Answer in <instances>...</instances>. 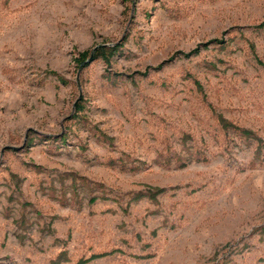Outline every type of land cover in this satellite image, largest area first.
<instances>
[{"label": "rangeland", "instance_id": "1", "mask_svg": "<svg viewBox=\"0 0 264 264\" xmlns=\"http://www.w3.org/2000/svg\"><path fill=\"white\" fill-rule=\"evenodd\" d=\"M263 22L264 0H0V264H264Z\"/></svg>", "mask_w": 264, "mask_h": 264}, {"label": "trees", "instance_id": "2", "mask_svg": "<svg viewBox=\"0 0 264 264\" xmlns=\"http://www.w3.org/2000/svg\"><path fill=\"white\" fill-rule=\"evenodd\" d=\"M260 27H264V22L260 24ZM119 47L120 45H115V46H99L97 47L94 51H93V55L91 54V52L89 50L84 51L80 54V57L77 58V61L80 63V65H84L86 64L87 59L89 58L90 55H92L93 59L94 58H103L107 63H110L111 59L118 53L119 51ZM195 53H198V50L195 51ZM55 75H58L57 73H54ZM59 77V76H58ZM60 80H62V78L60 77ZM80 111H83L82 106H80L78 113ZM222 125L225 129H234L236 130L241 136L245 137L248 140H254L257 141L259 144L262 142V139L259 138L253 131L246 129V128H240L238 126L233 125L232 123H230L229 121H227L226 119L222 118ZM66 137L63 138V140H65ZM163 192V189H157L156 191H151L148 194H145L147 196H149L152 199H155L156 196L160 193ZM142 197V196H140ZM109 253H102V254H98V255H94L91 258H89L88 260H82L80 261L78 264H85L87 263L89 260H93L97 257H103L108 255Z\"/></svg>", "mask_w": 264, "mask_h": 264}]
</instances>
